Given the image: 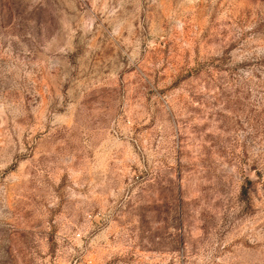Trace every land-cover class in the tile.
<instances>
[{
  "label": "rangeland",
  "instance_id": "1",
  "mask_svg": "<svg viewBox=\"0 0 264 264\" xmlns=\"http://www.w3.org/2000/svg\"><path fill=\"white\" fill-rule=\"evenodd\" d=\"M0 264H264V0H0Z\"/></svg>",
  "mask_w": 264,
  "mask_h": 264
}]
</instances>
